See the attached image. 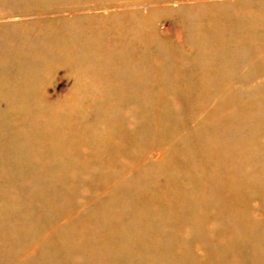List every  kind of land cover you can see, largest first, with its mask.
<instances>
[{"label":"rangeland","instance_id":"obj_1","mask_svg":"<svg viewBox=\"0 0 264 264\" xmlns=\"http://www.w3.org/2000/svg\"><path fill=\"white\" fill-rule=\"evenodd\" d=\"M0 264H264V0H0Z\"/></svg>","mask_w":264,"mask_h":264}]
</instances>
